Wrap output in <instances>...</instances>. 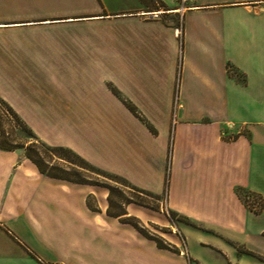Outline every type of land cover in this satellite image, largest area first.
<instances>
[{"label":"crops","instance_id":"0c3cea01","mask_svg":"<svg viewBox=\"0 0 264 264\" xmlns=\"http://www.w3.org/2000/svg\"><path fill=\"white\" fill-rule=\"evenodd\" d=\"M0 97L184 218L175 246L149 237L141 210L0 147V264H264V0H0Z\"/></svg>","mask_w":264,"mask_h":264},{"label":"rangeland","instance_id":"374dc122","mask_svg":"<svg viewBox=\"0 0 264 264\" xmlns=\"http://www.w3.org/2000/svg\"><path fill=\"white\" fill-rule=\"evenodd\" d=\"M10 106L5 99L0 97V145L23 148L25 154L31 152L35 159L40 161L42 166L49 168L51 171L65 173L82 183L95 184V187L101 189L106 194L108 193L107 202L111 204V209L114 213L124 210L128 204H130L132 211L141 210L143 214L141 220L145 223L141 230L149 237H157L159 240H162L160 239L162 237L168 243H172L167 238L171 237V233L177 234L181 239L183 238L181 230L176 225L184 220V218L182 215L175 214L168 209L166 192L161 198L139 193L131 185L118 181L121 179L118 178L116 180L106 172L83 164L79 158L69 151L51 150L41 139L32 135L29 129L20 121L19 115ZM235 135H237L236 132H227V138L229 139L234 138ZM170 172L171 168L166 179L167 183L171 180L169 178ZM31 183V181L22 180L18 184H13L12 192L6 193L3 197L4 206L7 208L12 206L15 211L21 213L24 209L23 203L29 200L28 190L32 188ZM16 185L18 188L23 189L19 190L18 194L16 193L17 191H14ZM237 190L244 202L259 212L262 204L261 196L247 189L238 188ZM102 197L106 200V196ZM5 207H3L2 214L6 213ZM131 220L135 222L139 221H136L133 216Z\"/></svg>","mask_w":264,"mask_h":264},{"label":"trees","instance_id":"16d2710c","mask_svg":"<svg viewBox=\"0 0 264 264\" xmlns=\"http://www.w3.org/2000/svg\"><path fill=\"white\" fill-rule=\"evenodd\" d=\"M115 92L117 94H119V96L122 97V95L119 93L118 89L114 88ZM127 103V105L131 108V110H133L135 113H138V109L137 107L129 100L127 99H124ZM11 107V106H10ZM12 108V107H11ZM13 109V108H12ZM17 115L18 113L16 111H14ZM20 117V116H19ZM21 118V117H20ZM20 121H22V124L29 129V131L32 133V135H35L36 134L34 133V131L25 123V121L21 118ZM149 124V123H148ZM149 126L151 127V125L149 124ZM37 137V136H36ZM42 141V140H41ZM45 145L49 146L51 150H55V151H59V150H66V151H69L71 153H73L77 158H79L81 160V162L87 166H90L91 168L93 169H98L102 172H106L110 177L112 178H115L116 180L121 179V180H118V181H122L124 183H127L128 185H131L133 188H135L139 193H144V194H148V195H151V196H154V197H157V198H161L162 196H158L156 194H154L153 192L149 191V190H146V189H142V188H139L135 185H133L129 180H127L125 177L123 176H120L118 174H115V173H112V172H108L104 169H101L93 164H91L89 161H87L85 158H83L82 156H80L79 154H77L76 152H74L72 149L70 148H67V147H64V146H52V145H49L47 144L46 142L42 141ZM0 147H3V148H7V149H12V148H15V147H6V146H2L0 145ZM18 147V146H17ZM27 156H29L32 160H34L36 162V164L38 165V167L40 168L41 171L43 172H47L48 174L52 175V176H56V177H62V178H67V179H72L74 180L73 178H71L69 175L65 174V173H60V172H56V171H51L49 168L45 167V166H42V164L40 163V161H38L37 159H35V157L33 156V154L31 152H27L26 153ZM70 160V159H69ZM72 161V160H71ZM252 208V207H251ZM256 211H258L257 209H255ZM260 210V209H259ZM109 211L111 213H114L111 209V204H110V208H109ZM170 211H172L173 213L177 214L176 212H174L173 210L170 209Z\"/></svg>","mask_w":264,"mask_h":264}]
</instances>
